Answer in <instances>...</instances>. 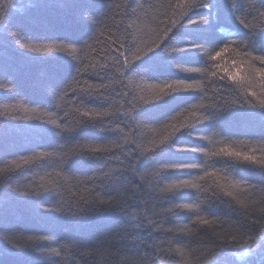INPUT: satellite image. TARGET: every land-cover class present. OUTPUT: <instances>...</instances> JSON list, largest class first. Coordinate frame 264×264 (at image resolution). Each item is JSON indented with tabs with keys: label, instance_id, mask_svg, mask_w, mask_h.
I'll use <instances>...</instances> for the list:
<instances>
[{
	"label": "trees",
	"instance_id": "1",
	"mask_svg": "<svg viewBox=\"0 0 264 264\" xmlns=\"http://www.w3.org/2000/svg\"><path fill=\"white\" fill-rule=\"evenodd\" d=\"M261 13L264 0H0V264H264V171L211 155L264 158ZM169 83L195 87L145 103ZM185 179L198 187L159 191Z\"/></svg>",
	"mask_w": 264,
	"mask_h": 264
},
{
	"label": "snow or ice",
	"instance_id": "2",
	"mask_svg": "<svg viewBox=\"0 0 264 264\" xmlns=\"http://www.w3.org/2000/svg\"><path fill=\"white\" fill-rule=\"evenodd\" d=\"M200 7H204V8H208L210 5L209 3H204V4H201V5H198ZM233 6H235V4H233ZM261 15H264V13H261ZM247 27V25H245ZM21 47H25L27 48L28 46L27 45H22ZM59 45H40V46H35V47H32V51L34 52H42V51H50V50H53L55 48H58ZM187 49H184V48H179L177 49L178 52H184L186 51ZM153 50L152 49H149V52H152ZM222 51H227V49H223ZM221 55V52H217L216 53V56L213 57V59H215L216 57L220 56ZM137 59H140V57H137ZM254 59H258L260 60V62L262 64H264V56H260V57H254ZM257 73L262 77L264 78V68H259V69H256ZM230 78L232 79H236V75L235 74H230ZM195 87V85H192V84H172V83H169V84H165L164 86H161L159 87V92L150 97L149 100L145 101V103H155V102H160L162 101L164 98L166 97H169L173 94H177L179 93L182 89H191ZM254 95V93H253ZM260 109H264V101H261L260 102ZM110 113L105 111V112H91V111H84L82 113V116L85 117V118H88V120H95V119H101L103 117H107L109 116ZM206 119H210V117H207ZM53 124H55V121H52ZM173 128V131L174 132H179L180 131V128H176L175 125H172L171 126ZM101 130H104L106 131L107 129L105 128H101ZM169 137L166 135L164 136L162 139H160L159 141H154L153 142V151H156V150H160L162 148V146H166L167 144H169ZM176 147L177 151H180V152H196L197 149L196 148H189V147H182V146H174ZM84 150H87L88 153H91V154H96V153H101V152H104V151H107L108 149L106 148H103V147H100V146H90V145H84L82 147V149H76V152L80 155H84ZM41 155H52V153H41ZM211 155H214V156H217V157H227V158H231L235 161H238V162H241V163H246V164H259L261 165V170L264 171V158H261V159H257V157L255 155H249L247 153H241L239 151H236L234 149H232L229 145H225L224 147L222 148H219L217 151L211 153ZM35 157H31L29 159H34ZM29 159H25L23 161L24 164H27L29 163ZM16 167H19V165H15ZM164 169L165 170H183V169H188V168H196L197 165L196 164H192V163H187V162H184V163H165L163 165ZM9 169L8 168H5V169H0V172H6L8 171ZM206 176L207 175H212L210 173H206L205 174ZM201 179H204V177H201ZM195 187H198L197 184L193 183L192 181L190 180H179L178 182L176 183H171V184H168L166 185L165 187L163 188H160L159 191L161 193H170V192H173L174 190H180V189H185V188H195ZM252 187H255V185H252ZM226 195L228 196H233V193L232 192H227ZM238 203H243L242 201H238ZM100 204H109V201H104V200H101L100 201ZM198 207V205H193L191 203H180V204H176L175 205V209L177 210H192L194 208ZM105 209H102V211H104ZM173 209H169V211H172ZM133 219H135V217L133 216ZM202 223L204 224H207L208 221L207 220H204V221H201ZM169 231H172L171 229ZM37 239H47V237H35V236H28L27 237V240L28 241H34V240H37ZM54 253L56 252L55 249L52 250ZM58 254V253H57Z\"/></svg>",
	"mask_w": 264,
	"mask_h": 264
}]
</instances>
